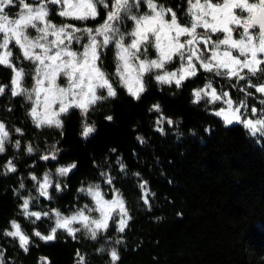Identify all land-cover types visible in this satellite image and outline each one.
Segmentation results:
<instances>
[{
    "label": "trees",
    "instance_id": "16d2710c",
    "mask_svg": "<svg viewBox=\"0 0 264 264\" xmlns=\"http://www.w3.org/2000/svg\"><path fill=\"white\" fill-rule=\"evenodd\" d=\"M156 3L158 7L173 8L181 19L190 18L186 0ZM49 7L59 10L58 6ZM19 10L13 6L7 11L17 14ZM150 11L145 0L133 14ZM50 18L57 24L69 22L77 27H96L103 22V14L94 21L54 15ZM125 27L131 31L132 24L126 23ZM151 52L150 57L155 56L153 48ZM23 63L26 68L32 67L28 61ZM180 63L171 62L167 71L177 70ZM116 65L113 52L106 51L104 68L116 95L108 97L107 90L101 91L99 96L106 98L92 105L86 117L80 109L70 108L59 117L62 128L36 127L29 116L32 101L12 97L7 90L0 96V120L10 132L6 151L0 154V249L5 264H44L41 257H46L49 264H81L80 256L84 257L83 264H114L112 249L120 257L115 264H264V139L252 137L240 125L225 126L214 115L220 101L193 103V89L203 87L209 78L218 90L231 91L233 99L244 97L239 91L244 82L201 71L177 88L175 83L156 81L160 71L152 70L144 75L146 91L137 100L112 75ZM11 76L10 69L0 66V84H9ZM251 79L253 83L261 82L259 76ZM33 83V79H25L26 87L31 88ZM234 83L236 87H230ZM261 99L263 95L254 93L248 102L260 108ZM154 104L161 106L163 115L173 124L165 120L157 125L161 113L149 111ZM108 116L113 119L107 120ZM85 119L96 129L87 138L81 135ZM158 127H163V133ZM15 128L22 129L23 134L16 133ZM17 140L19 149L14 147ZM28 144L35 149L33 153L26 151ZM53 145L59 149L56 159H40L53 150ZM9 159L17 171L5 174L4 165ZM73 163L77 167L67 176L57 174V168ZM120 164L125 165L123 171ZM46 172L53 180L49 197L39 194L38 181L30 177L35 174L42 179ZM109 176L111 185L106 182ZM142 181L148 182L149 204L142 199ZM21 182L23 189L19 187ZM56 183L61 190H56ZM97 184L107 198L117 190L123 196L131 216L123 232L110 221L108 230L100 232L96 239L83 228L75 238L58 230L55 242L32 236L33 230L47 235L56 217L50 212L32 224L19 207L23 197L34 198L30 211L57 209L71 215L86 205L96 208L93 197L78 189ZM91 213L99 217L94 210ZM11 220L19 222L32 236L28 252L19 247L16 239L3 235L10 229Z\"/></svg>",
    "mask_w": 264,
    "mask_h": 264
},
{
    "label": "snow or ice",
    "instance_id": "6c2138e0",
    "mask_svg": "<svg viewBox=\"0 0 264 264\" xmlns=\"http://www.w3.org/2000/svg\"><path fill=\"white\" fill-rule=\"evenodd\" d=\"M186 3L190 18L181 19L173 8L158 7L156 0H146L151 12L138 15L133 12L142 7L145 0H33V3L28 0H0V66L10 69L12 73L9 84H0V96L7 90L12 97H24L32 101L29 116L36 127L54 125L62 128L63 121L59 118L62 113L67 114L70 108H78L86 117L92 105L106 98L96 94L98 88H106L108 97L116 95L109 79L110 74L104 68L105 53L111 50L117 62L112 75H118L128 92L137 100L146 91L144 74L153 69L164 70L162 74L155 75L156 81L162 84L175 83L177 88L185 80L197 77L201 70L213 74V77L244 82V86L239 89L244 98L233 99L231 91L218 90L213 79L209 78L203 87L193 89V103L205 99L209 104L222 101L225 107L217 108L214 115L220 117L225 126L240 125L252 137L264 139V99L259 101L260 108L250 106L247 102L254 93L264 95V0H186ZM49 5L58 6L59 10ZM13 6L20 9L15 17L7 11ZM102 14L103 23L95 28L86 24L83 27H77L75 23L57 24L50 18L54 15L74 21H94ZM126 23L133 25L131 31L125 27ZM29 29L35 35H29ZM217 33L221 35L214 40L213 34ZM182 37L185 39L181 40ZM74 44L79 45L82 51L74 50ZM149 47L156 49L157 58H147ZM141 55L145 59H140ZM174 60L182 62L180 67L176 71H167L165 65ZM24 61L30 62L32 67L26 68ZM132 61L138 63L134 65ZM258 74L262 82L253 83L251 78ZM61 77L65 78L66 86L57 83ZM26 78L34 80L31 88L25 86ZM230 87H236V84ZM153 110L161 113L157 125L163 124L165 120L169 125L173 124L171 118L163 115L159 104L152 105L149 111ZM106 119L111 121L113 117L108 116ZM82 128L81 135L84 138L96 131L86 119ZM157 130L161 133L164 131L163 127ZM14 131L23 134L20 128ZM138 140L144 143L143 138L138 137ZM8 142L10 132L5 122L0 120V154L6 151L5 144ZM20 146V141H15L14 147L19 149ZM52 148L49 154L40 159L55 160L59 149L55 145ZM26 151L33 153L35 149L28 144ZM76 167L73 163L57 168L56 172L59 176H67ZM120 168L123 171L125 165L120 164ZM16 171V165L9 159L4 165L5 174ZM30 177L38 181L39 194L49 197L48 189L53 187L51 173H44L42 179L35 174H30ZM106 182L112 184L110 176ZM147 184V181L139 184L145 204H149L150 190ZM19 187L24 188L23 182ZM55 188L59 191L61 185L56 183ZM78 191L87 192L93 197L96 204L94 210L99 212V217L91 216L93 209L87 205L71 215H63L57 209L30 211V203L34 198L23 197L19 207L24 218L32 224L48 217L50 212L56 217L55 225L47 235L33 230L32 236L44 242H55L58 230H64L75 238L76 233L83 228L92 239H96L100 232L108 230L110 221L118 225V231L125 230L131 216L118 190L112 200L105 198L98 184L81 187ZM9 223L10 229H6L3 235L16 239L19 247L28 252L32 236L16 220ZM75 224L80 227H74ZM110 256L114 264L120 259L115 249L111 250ZM41 261L49 264L46 257H41ZM80 261L83 264V256H80ZM0 264H5L2 249Z\"/></svg>",
    "mask_w": 264,
    "mask_h": 264
},
{
    "label": "rangeland",
    "instance_id": "374dc122",
    "mask_svg": "<svg viewBox=\"0 0 264 264\" xmlns=\"http://www.w3.org/2000/svg\"><path fill=\"white\" fill-rule=\"evenodd\" d=\"M213 2H215V0H213ZM9 12V11H8ZM151 12V11H150ZM9 14L11 15V16H13V17H15V15L16 14H11L10 12H9ZM67 23H69V22H67ZM103 23V22H102ZM101 24V23H100ZM132 27H133V25H132ZM92 28H95V27H92ZM200 31H203L202 29H200ZM29 35H35V32L32 30V29H29ZM219 35H221V34H219V33H217V34H213V39L215 40L216 39V36H219ZM183 39H185L184 37H182L181 38V40H183ZM128 41L126 40V43H127ZM151 48H153V47H149L148 48V52H147V58L148 59H155V58H157V55H158V53H157V51H156V49L155 48H153V50H154V55L155 56H152V57H150V55L152 54V52H151ZM73 49L74 50H76V51H82V49L79 47V46H77V45H73ZM234 54H235V52H234ZM150 57V58H149ZM140 59H145V57H144V55H143V57L142 56H140ZM175 61V60H174ZM132 63L135 65V64H137L138 62L137 61H132ZM171 63V62H170ZM170 63H168V64H170ZM197 63V66L199 65L198 64V62H196ZM168 64H166L165 65V69L166 70H168L167 69V65ZM199 67V66H198ZM153 70H158V71H160V74H162V72L164 71V70H159V69H153ZM172 71H176V69L175 70H172ZM201 71H203V70H201ZM169 72H171V71H169ZM146 74V73H145ZM144 74V75H145ZM258 76H259V74H258ZM116 77L118 78V80H119V82H121V80H120V78H119V76L118 75H116ZM110 79V78H109ZM110 82H111V84L113 85V81H112V79H110ZM262 82V81H261ZM60 86H66V80H65V78L64 77H61L59 80H58V82H57ZM122 84H124V83H122ZM125 85V84H124ZM126 86V85H125ZM135 86V85H134ZM127 87V86H126ZM104 90H107L106 88H104V89H100V88H98L97 89V95L99 96V93L101 92V91H104ZM264 96V95H263ZM244 97H241L240 99H243ZM221 102V105H220V107H225V105L223 104V102L222 101H220ZM248 102V101H247ZM248 104L250 105V103L248 102ZM56 107L58 108V105H56ZM250 115V114H249ZM61 116V115H60ZM114 197V196H113ZM113 197H111V198H107L106 196H105V198L106 199H108V200H112L113 199ZM95 209V208H94ZM93 209V210H94ZM95 211V210H94ZM96 213H97V215H99V212L98 211H95ZM90 214H92L91 212H90ZM91 216H93V214L91 215ZM93 217H95V216H93ZM98 217V216H97ZM76 225H79V224H75V225H73L74 227L76 226Z\"/></svg>",
    "mask_w": 264,
    "mask_h": 264
}]
</instances>
